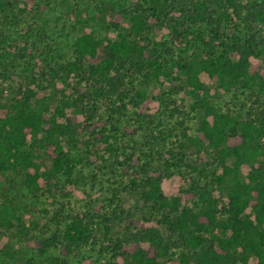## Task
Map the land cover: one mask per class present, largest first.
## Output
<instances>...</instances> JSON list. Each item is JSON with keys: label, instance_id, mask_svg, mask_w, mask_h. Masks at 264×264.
Listing matches in <instances>:
<instances>
[{"label": "trees", "instance_id": "trees-1", "mask_svg": "<svg viewBox=\"0 0 264 264\" xmlns=\"http://www.w3.org/2000/svg\"><path fill=\"white\" fill-rule=\"evenodd\" d=\"M21 1L0 0V229L22 222L10 196V174L28 170L22 181L32 194L40 191L41 179L48 189L60 173L71 180L82 158L63 148L61 138L68 137L72 147L84 145L88 153L93 141L105 143L113 157L111 165L121 167L117 175L129 178L125 190L138 193L148 218L167 231L140 223L137 233L109 237L112 241L107 246L122 259L109 264H165L168 258L172 264H250L251 256L264 264V0H136L133 6L118 9L109 0H101L90 19L105 23L116 37L81 33L73 41L72 59L49 65L46 72L23 73L14 85L11 80L18 75L19 60L25 58L28 46L25 42L21 48L15 40L7 43L5 23L11 13L14 24L19 23ZM49 4V0L39 3L40 10ZM125 17L128 27L121 24ZM241 23L249 31L244 40L237 34ZM163 28L169 37L153 40ZM197 33L203 35L198 43L193 36ZM30 44L45 53L40 43ZM202 75L224 92L235 88L248 92L250 101L242 100L235 110L219 111ZM164 81L169 83L168 90L154 95L150 87ZM60 82L71 91L59 90ZM178 93L189 97V108L197 114L195 132L184 131L167 148L148 138V152L143 156L150 161L161 159L166 172L189 164L191 155L208 152L220 168L212 181L218 187L224 184L223 196L214 195L208 183L193 182L184 191L187 204L181 205L179 196L170 198L162 192L163 173L153 174L143 163H130L131 153L120 160L118 146H111L118 135L131 136L144 128V138L152 134L150 104L156 99L166 108L165 95ZM130 112L139 123L136 128L124 124ZM77 114L84 120L78 122ZM84 132L89 136L81 139ZM243 166L248 168L246 173ZM99 209L98 219L96 213L86 221L70 214L64 228L34 238L38 252L60 245L68 255L81 245L96 244L94 225L107 233L113 221L126 219L114 208L113 214Z\"/></svg>", "mask_w": 264, "mask_h": 264}, {"label": "rangeland", "instance_id": "rangeland-1", "mask_svg": "<svg viewBox=\"0 0 264 264\" xmlns=\"http://www.w3.org/2000/svg\"><path fill=\"white\" fill-rule=\"evenodd\" d=\"M44 1L22 0L19 7L23 11H18V18H16L19 23L14 24L13 18H10L12 15L14 16L13 13L9 15L7 22H4L9 40L7 43L15 40V44L21 48L25 46V42L28 46L25 51V58L19 60L18 75L11 80L14 85L18 84L23 73L46 72L49 65L56 66L58 61L72 59L73 41L81 33L92 31L101 38L116 37V31L105 23L90 19V15L96 12L101 0H49L50 4L44 11H41L39 3ZM109 2L118 9L126 6L131 7L136 0H109ZM78 9L79 12H77ZM227 22L232 24L229 20ZM121 24L123 27H128L130 25L128 17H125ZM239 28L238 36L243 40L246 39L249 34L247 26L241 23ZM193 36L197 37L196 42L198 43L200 36L203 35L197 33ZM168 37L169 31L163 28L152 39L160 41ZM30 43H40L45 53L40 54ZM26 65L27 68H24ZM202 80L211 88V101L219 111L235 110L242 100L249 99L248 92L246 93L241 89L235 88L230 92H224L219 88L217 89L205 75H202ZM70 82L75 84L76 79H72ZM47 84L48 82L44 81L42 86L45 87ZM168 87L169 83L164 81L163 85H153L150 89L155 95V92L168 90ZM57 88L59 90L66 89V92L71 91L68 84L61 82L58 83ZM50 89H48V92L51 91ZM57 94L59 97L61 96L60 92H57ZM165 96L169 101L168 107L165 108L156 99L150 104L149 114L154 119L155 129L152 134L148 135L149 137L144 138L142 134L146 131V128H144L141 132L131 136L118 135L117 141H110L111 146L113 148L118 146L117 152L120 160L124 159L127 153H131L134 156L130 159V163L135 166L143 163L144 166L147 165L148 170L153 174L163 173L162 192L170 198L179 196L181 205L187 204L188 201L184 200V191L193 182L197 184L208 183L214 195L223 196L225 189L222 186L224 184L218 187L217 183L212 181L213 173H219L220 168L213 155L208 152L191 155L189 164H182L178 168H167L166 172V167L161 159L156 158L154 161H150L143 156V153L148 149V138L154 137L164 148L172 147L175 144L174 139L180 138L184 131L193 134L198 124L197 114L195 111L190 110V99L186 94L178 93ZM175 107L177 108L176 111L173 110ZM66 111L69 115H73L74 110L72 108H68ZM76 116L78 122L84 120L81 115L77 114ZM180 121H184V124H180ZM125 122L127 123L124 124H127L130 128L139 126L138 122L133 121L132 112L128 114ZM142 126L144 127L143 124ZM161 129L164 130L163 133L160 132ZM88 136V133L84 132L80 138L85 139ZM61 142L63 148L68 149L72 156L82 158L77 162L71 180L60 173L51 180L53 187L48 189L45 186V181L41 179L39 181L40 191L38 194H32L22 181L28 170H24L23 174H10L9 184L12 183L10 196L13 199L16 214L22 222L20 226L15 224L10 229H0V249L4 250L0 252V264L120 263L122 261L121 257L113 256L111 249L107 246L112 239L137 233L140 229V223L145 226H158L164 234H167L164 226L158 224L155 219L148 218V209L139 194L129 189L125 190L124 185L129 178L125 175L122 177L117 175L121 171V167L115 162L114 165H111L113 157L108 148L105 147V143L93 141L91 152L88 153L84 145L72 147L68 137H62ZM157 145L155 144V147ZM94 147L96 152H94ZM45 163L47 167H50L49 160H46ZM192 166H196L198 170L193 169ZM247 169L243 166L244 173ZM33 171L34 169H29V172ZM96 208H100V213L107 214L112 213L114 208L116 213L122 212L121 215L126 219L113 221L110 231L107 233L101 225H94L92 232L96 238V244L81 245L72 249L68 255L61 251L60 245L48 247L44 253L38 252L34 238L49 236L57 228H64L70 214L81 217L86 221L89 214L96 213L95 218L98 219L96 216L99 213ZM55 214H57V217ZM109 237L112 239H109ZM141 244L146 246L145 243ZM5 251L9 253L7 254ZM172 261L168 258L164 262L165 264H172ZM249 263L257 264V258L251 256ZM237 264L241 263L238 262Z\"/></svg>", "mask_w": 264, "mask_h": 264}]
</instances>
